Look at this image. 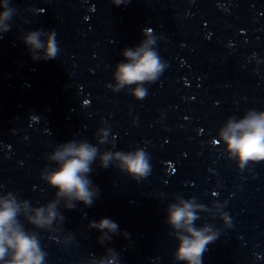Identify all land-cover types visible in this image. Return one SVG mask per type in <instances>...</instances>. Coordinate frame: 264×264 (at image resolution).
Returning a JSON list of instances; mask_svg holds the SVG:
<instances>
[{"label":"clouds","instance_id":"obj_1","mask_svg":"<svg viewBox=\"0 0 264 264\" xmlns=\"http://www.w3.org/2000/svg\"><path fill=\"white\" fill-rule=\"evenodd\" d=\"M113 2L120 4L122 0H113ZM10 15V9L0 13V27L3 31H8V26L3 22L9 19ZM38 36V32L30 33L25 37V43L36 49L41 48L42 45ZM53 36L54 34L49 36L44 59L56 58L57 47ZM151 43L152 41L149 39L146 45ZM145 48H141L137 52H125V56L130 57L134 62L119 67L118 80L122 84L153 79L156 73L160 71L162 65L156 54L150 50H145ZM33 59L36 57L34 56ZM136 95L143 98L145 93L141 89L136 92ZM223 138L226 140L229 149L234 151L241 161L250 158L264 159V114L251 115L240 123L230 124L228 131L223 134ZM95 154L96 150L87 144H81L79 147L67 145L63 151L55 154L54 158L63 162L60 170L48 178L49 182L60 189V194H67L90 204L93 194L89 191V181L82 174L89 171V162ZM117 155L119 156V154ZM65 157L68 158L65 159ZM110 158V155L107 154L103 157V166H107V161ZM119 158L130 173L143 175L149 169V164L142 152H138L135 156H120ZM53 208L54 205L49 206L47 217L43 215V209L38 210L34 222L39 225L50 223L55 216ZM187 209L188 206L186 205L184 208L173 210L170 216L171 222L179 227L182 220L191 221L192 216ZM16 211L17 209L12 202L5 201L0 207V259L4 257L6 249L10 248L14 254L9 264H41L42 255L39 252L37 241L12 226ZM96 227L112 232L117 229V225L108 219L101 220ZM188 231L191 233V238H182L177 250V258L187 260L189 264H201V255L205 250V245L213 237L205 236L202 231L193 229H188Z\"/></svg>","mask_w":264,"mask_h":264}]
</instances>
